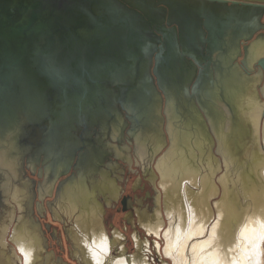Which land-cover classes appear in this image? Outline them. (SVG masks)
<instances>
[{
  "label": "bare ground",
  "instance_id": "bare-ground-1",
  "mask_svg": "<svg viewBox=\"0 0 264 264\" xmlns=\"http://www.w3.org/2000/svg\"><path fill=\"white\" fill-rule=\"evenodd\" d=\"M261 55L264 53L256 52L255 55L249 57L247 68L253 70H248L242 65L241 69L234 67V72L230 70L228 75L222 76L217 74L216 68H212L209 75L201 72L200 69L202 79L194 86V89L197 93V100H200L198 103L201 109L198 108L195 101L191 104L193 105L191 108L187 106L186 100L182 101L183 97L178 93L180 90L178 91L174 84L176 82L178 85L177 80L173 83L162 77L163 81L161 82L159 74L163 92H173L179 98L173 95L176 97L175 100L171 94L169 101L166 102L163 93H161L162 101H164L162 106L159 105L160 100H157L158 104L147 105V108L150 107L151 116L149 117L148 130L138 127L135 122L137 120H132L130 117L129 135L134 141L135 151L140 150L141 152L140 158H145L144 154L148 151L152 157L158 155L159 158L162 148L165 147L167 148L163 150L162 155L170 148L175 151L179 149L180 152L188 154L189 161L181 160L179 163L175 161L174 168H171V163L168 164L165 161V154L160 157L151 172L154 177L160 174L161 179L160 191H157L155 199L156 206L149 212L138 208L136 216H133L134 211L131 213L132 220L134 221L135 217H138L136 221L140 227H144L148 234H156L163 238V244L166 242L164 251L172 259L173 264H264V98H262L264 97V70L256 62L254 63ZM240 58L238 57V62H240ZM196 69L197 66L192 63L191 72H187L185 69L182 71L185 74L179 75V79H188L186 82L187 91L194 79V76L191 75L187 77V73H196ZM204 79H207L205 83H203ZM260 82L262 85L259 84ZM30 93L31 90L27 93L20 91L17 97L6 94L2 98L3 100H0L2 103L0 106L8 109L7 113H4V120L7 122L0 120V192L2 199H5L1 205L3 216L0 215V259L2 258L0 262L2 264H57V262L55 263L57 258L55 253H52V257L48 258L43 252V235L37 231L38 228L34 225L36 223L33 224L34 218L31 217L30 211L34 210V204L30 203L29 198L31 190H34L36 196L35 182L26 179L29 177L26 175V170V176H20L19 138L23 135L22 129L27 124L37 131L38 127L36 126L44 117V114L39 112L36 103L31 104L28 112L23 116L18 115L22 111V108L18 107L22 105H18L19 101H26L25 96L31 100L44 99ZM199 94L200 96H198ZM188 95L190 93L187 92ZM130 99L132 105L126 103L127 110H124L131 113L134 118L136 112L133 105L146 108V104L134 97ZM63 105L66 107L68 103ZM226 109L230 112L229 114ZM147 113L144 111L139 119L147 122ZM245 113H248L254 121H249L252 125L250 137L247 125L249 123L246 124V120H243L246 116ZM160 114L164 118L163 123ZM66 115H68L66 118L69 121V114ZM205 117L211 125L214 137L209 132ZM199 119L202 123L198 121ZM229 119L232 127H236L237 130L239 127L244 128L240 134L244 137V140H241L244 141V145L241 144L242 148L234 147L233 136L238 135V132L232 135L231 133L236 130L230 133L228 150L223 148V142H226L227 138L223 141L226 133H222V128L226 126V121ZM110 124L113 125L110 134H116L119 129L126 130L128 127L127 122L124 123L123 128L119 125L116 128L115 122H110ZM203 127L206 130L204 133ZM180 129L190 132V137L181 135ZM245 130H248L247 135ZM253 132L257 136L259 156H255L257 150L253 151L248 148L251 150L250 158L244 160L246 147L249 145L252 147L253 139H255ZM226 136H229V133ZM196 138L202 139L203 147L198 148ZM214 138L217 144L215 155ZM246 139L249 140H247L248 145H245ZM128 141L131 142L129 139ZM238 142L239 140H237ZM124 148L130 149L129 144L125 143ZM207 149L211 150L212 158L219 159L218 153L222 155L226 162V172L235 170L237 178L234 181L232 179L233 188L226 183L227 175L225 173L218 177V185L214 183L216 171L212 173L213 167L208 164V157L202 158L205 153L207 154ZM230 149L232 150L231 158L227 153ZM214 158L213 161L216 160ZM256 158L258 160L255 161ZM173 160L171 159V161ZM215 162L219 164L217 160ZM23 169L25 168L23 167ZM33 171L34 169H32ZM46 174L49 172L46 171ZM61 174H63L61 171L53 173L48 184L50 188L43 191L47 192L49 189L51 192L55 186L56 178ZM19 182L24 185L20 186ZM60 185L56 190L57 204L60 203L59 199L66 192L68 186L66 184L65 187L60 188ZM105 186L104 189H107L106 184ZM79 190L86 192L87 188L76 187L75 192ZM102 206L101 211L100 207L95 205L86 211L77 209L75 204L54 207L59 217L60 229L63 224L67 225L66 233L71 237L76 260L80 264H150L147 252V248L150 247V238L143 239L141 233L135 232L133 240L136 244V251L130 253L126 245L129 236L127 237L118 228L113 231L107 228L105 209ZM166 219H168V223ZM224 223L229 224L223 227ZM167 224L168 229L161 235ZM226 228L227 231H225ZM157 244L161 250L162 244L160 242Z\"/></svg>",
  "mask_w": 264,
  "mask_h": 264
},
{
  "label": "water",
  "instance_id": "water-1",
  "mask_svg": "<svg viewBox=\"0 0 264 264\" xmlns=\"http://www.w3.org/2000/svg\"><path fill=\"white\" fill-rule=\"evenodd\" d=\"M262 19L264 0H0V100L31 90L44 99L18 100L22 104L18 115L36 103L46 119L55 113L54 107L63 106L67 93L62 89L86 87L92 81L121 88L126 110L131 97L146 104V108L133 105L132 120L148 130L147 105L160 100L162 106L175 95L163 92L162 77L176 81L183 70L189 72L192 60L208 75L212 68L222 76L234 72V67L247 68L249 57L264 53ZM255 62L264 70V55ZM174 84L178 91L186 86ZM7 111L0 106V120L5 123ZM144 111L147 122L139 119ZM160 118L163 123L162 114ZM32 130L26 124L19 138L32 145H20V176H26L24 160L27 156L29 162L37 147L38 135L28 134ZM45 137L49 139V133L42 140ZM34 198L31 190V204ZM4 200L0 195V205Z\"/></svg>",
  "mask_w": 264,
  "mask_h": 264
},
{
  "label": "flooded vegetation",
  "instance_id": "flooded-vegetation-1",
  "mask_svg": "<svg viewBox=\"0 0 264 264\" xmlns=\"http://www.w3.org/2000/svg\"><path fill=\"white\" fill-rule=\"evenodd\" d=\"M200 69L201 67L197 66L196 73H187V77H190L189 75H191L194 76V79L191 81L189 91H187L186 86L182 90H180L183 101H187V92L190 93V97L196 98L197 93L195 92L194 86L202 79L200 75ZM190 70L191 69H189V72H191ZM184 77L186 76L184 75ZM187 80H185V78L177 79V86H181L182 88L183 84H187ZM127 82L129 84V87L133 86V82L129 80ZM97 86H99V89L97 88ZM135 87L136 86L134 85L133 88ZM133 88L131 90H134ZM71 89L72 86L68 87V89H62V91L66 90L67 97L64 96L61 104L67 105L68 103V105L66 107L63 105L59 110L58 108L54 107V109H56L55 113H52L48 118L43 119L41 122H39L38 126H36L38 127L37 131H34V129L32 130L31 136H33V133L38 135V139L36 140L37 147L32 150L29 162L26 156L24 166L26 175L35 182L34 188L36 190V196L32 203L34 204L35 211L30 212L31 217L34 218V223L37 224L39 232L43 235V252L46 253L45 255H47L48 258H51L52 253H55L54 255L57 256L58 262L61 264H77L73 258L72 259L75 261V263L62 257V254L65 253V249H67L68 247L71 248V254L74 256V246L71 237L66 233L67 229H60L59 221V224L57 223L56 225L55 220L48 218L49 214L51 213V218L54 219L55 217L57 218V220H59V217L56 214V208L54 207L58 206L56 201L58 199V197L56 196V190L61 182L63 183L62 185H60V188L65 187L66 184L69 185L75 182L84 185V188H87L89 192L93 193V205H95L96 207H100V211L101 206L103 205L102 207L105 209V216L108 211L107 207H109V212H111L112 210L118 211L121 213V215L124 214V218H126L128 210H130L131 212L136 211V213V209L138 208L139 210L143 209L146 212L150 211L144 203L143 199H140L144 196H140V194H138L137 192L138 189H145L147 181L150 184L152 183L151 185L153 186L154 180L157 177L151 175V172L152 170H154V167L156 165L154 163L155 166L151 167L150 162L153 157L151 156L150 151L144 154L145 158H140V150L135 151L134 149V141L129 135V131L131 129L130 117H133V115L124 110L122 106L120 98L124 97L122 95L121 88L113 86L104 87L101 84L99 85L95 82L87 81L86 87H80L78 89L72 90ZM66 93L63 94L66 95ZM196 104L198 108L201 109L199 103L196 102ZM184 107L186 108V106ZM226 111L228 114L230 113L227 109ZM66 114H69V121H67L68 119L66 118V116L68 115ZM243 120H246V122L249 123L247 125L250 126H248V128L250 129L248 136L250 137L252 125L247 120L246 116L243 118ZM110 122H115L116 128H118V125L119 127L123 128L124 123L127 122L128 127L126 130L119 129L120 131L118 130L116 134H110L112 132L111 126H113L110 124ZM205 122H207L206 124L209 128L210 134L213 135L211 125L208 123L206 117ZM226 122L225 123L227 129L226 126L222 125V133H226L227 135L229 133V136H226L225 134V138H223V141H225L226 138L227 140L226 142H223V148L225 150H228V138H230L231 135L235 132H232L234 128L231 126V120L229 119V121L227 120ZM195 124L198 125V123L196 122ZM228 129H230L231 131ZM247 131L245 130V132ZM45 133H49L50 137L49 139L45 137L46 139L42 140ZM56 136H58V138ZM128 139L131 142H129ZM22 141L23 139H20L19 143L20 145L23 144V147L24 145H26V143H31L26 140L24 142ZM125 143L129 144L130 149L124 148ZM108 144H110V147H108ZM30 146L32 145L29 144V147ZM166 148L167 147H165L164 150ZM170 149L167 152H170ZM43 152H45V154H41ZM206 152L210 154V151L208 149ZM132 154H134L137 159H134V156ZM214 154H216L215 149ZM163 155H161V157ZM139 159L142 160L145 165H148H143L144 167H140L138 165V163H140ZM215 161L213 163H216ZM32 169H34L33 172ZM144 169L146 170L147 175L145 174ZM46 171L49 172V174H46ZM56 171H61L63 174L56 178L54 183L55 186H53L51 192H49V189L47 190V192L43 191L47 188H50L48 184L52 179L51 176ZM79 176L81 177L80 179L84 177L83 179H85V183H82L81 180L78 181ZM105 178L108 179V182L105 183L107 185V189H104L105 185L103 186ZM145 178L146 182H144ZM128 186L133 187L134 193L128 192ZM115 192L117 195L115 194ZM156 194H158V192H156ZM146 197H150V194L148 192H146ZM52 202L53 207H51ZM1 208L2 206L0 205V209ZM0 215L3 216V213H1ZM130 216L132 217V214ZM131 217L129 220L126 219L129 224L130 222L132 223ZM105 221L107 222V219H105ZM107 224L109 225V221L107 222ZM121 232L124 233L123 230H121ZM63 242L69 245H65L63 247Z\"/></svg>",
  "mask_w": 264,
  "mask_h": 264
},
{
  "label": "rangeland",
  "instance_id": "rangeland-1",
  "mask_svg": "<svg viewBox=\"0 0 264 264\" xmlns=\"http://www.w3.org/2000/svg\"><path fill=\"white\" fill-rule=\"evenodd\" d=\"M260 85H262V82H260L259 83ZM234 91H237V90H234ZM259 95L261 96V94L259 93ZM190 95H188V98H187V106H190V108L193 106V105H191L192 103H194V101H195V103L197 102H200V100H197V97L195 98V97H189ZM262 97V96H261ZM263 98V97H262ZM242 103H243V101H242ZM246 117H247V120L248 121H250V122H254L253 121V118H251V117H249V114L247 113L246 114ZM219 119H221V118H219ZM200 123H202L201 121H200V119L198 120ZM246 124H247V122H246ZM249 126V125H248ZM250 127V126H249ZM200 128H202V127H200ZM234 128V130H236V131H234V132H238V135H234L233 136V140L235 141V145H234V147L236 146V147H238V148H242V145H244V141H241L242 139L244 140V137L242 136V135H240L241 134V132H242V130H244V128H242V127H239V129L237 130L236 129V127H233ZM250 130V129H249ZM180 131L182 132V133H180L181 135H183V136H186V137H190V132H184L182 129H180ZM206 130L204 129V127H203V133L205 132ZM185 133V134H184ZM246 135H247V132H246ZM253 135H254V137H255V139H253L254 140V142H253V144H252V147L249 145V146H247L246 147V152H245V156H244V160L247 158H250V156H249V152L253 149V151H256L257 150V152L255 153V156L256 155H258L259 156V149H258V147H257V136H256V134H255V132H253ZM239 140V142L237 143V140ZM196 140L198 141L197 142V146H198V148H201V147H203V144H202V139L201 138H196ZM248 139H246L245 140V145H248V141H247ZM234 141H233V143H234ZM242 144V145H241ZM217 145V144H216ZM196 146V147H197ZM255 146V147H254ZM251 148V150H249V149ZM214 149H215V147H214ZM213 149V150H214ZM164 150V148H162V150H161V152ZM203 151H205V149H202ZM210 151V154H204L203 155V157L202 158H207L208 157V164H211V166L213 167L212 168V173H214L215 171V180H214V183H216L217 185H218V177H220L221 175H223L224 173H225V175H227V179H226V183L227 184H230L229 186H231V188H233L232 186L234 185L233 184V182H232V179H233V181H234V179H236L237 177V174L235 173V170L233 169L231 172L229 171V172H226V162L224 161V159H223V157H222V155H220V153H218V156H219V159H217L216 158V160L218 161V163L219 164H217V163H213L214 161H213V158H212V156L213 155H211L212 153H211V150H209ZM160 152V153H161ZM178 153V154H177ZM229 157L231 158L232 157V150L230 149L229 150ZM133 156H134V159H137L136 157H135V155L134 154H132ZM161 155H162V153L160 154V157H161ZM166 156H165V161H167V163L168 164H170V166H171V168H174L175 167V161H178V163L179 162H181V160H186L187 162L189 161V159H188V154H184L183 152H180V150L179 149H177L176 151L173 149V148H171L170 149V152H167L166 154H165ZM215 155V154H214ZM205 156V157H204ZM254 156V155H253ZM160 157L158 158V155L156 156V157H153L152 158V160H151V162H150V164H151V167H153V166H155L157 163H158V161H159V159H160ZM169 157H170V159H169ZM158 158V159H157ZM168 160H167V159ZM211 158V159H210ZM148 159V158H147ZM171 159L173 160V161H171ZM140 160V159H139ZM256 160H258L257 158L255 159V161ZM169 161V162H168ZM221 161V162H220ZM148 162V161H147ZM154 163H155V165H154ZM222 163V164H221ZM214 164H216V165H214ZM255 164V163H254ZM138 165L140 166V167H142L143 165H145L144 163H143V161H141L140 160V163H138ZM147 165V164H146ZM145 165V166H146ZM174 165V166H173ZM218 165V166H217ZM144 167V166H143ZM219 167H220V169H219ZM215 168V169H214ZM156 169V168H155ZM144 172H146L145 170H144ZM218 172V173H217ZM231 173V174H230ZM146 175H147V172L145 173ZM143 175V174H142ZM81 177L79 176V179H78V181L79 180H81L82 181V183H85V179H80ZM228 180V181H227ZM157 181V182H156ZM160 181H161V179H160V174L158 175L157 174V177L155 178V180H154V185L152 186L150 183H148V181H147V185L145 186V189L143 190V189H138V194H140V196H144V197H141L140 199L142 200L143 199V201H144V203L146 204V206L148 207V209L150 210V209H152V208H154L155 206H156V204H155V199H156V192L157 191H160ZM216 181V182H215ZM108 182V180H107V178L105 179V181H104V183H103V186L105 185V183H107ZM144 182H146V178H145V181ZM9 183V182H8ZM84 185H81V184H78L77 182H75V183H73V184H69L68 186H67V190H66V192L63 194V195H61L62 197L59 199V201H60V203L58 204V206L60 205V207L61 206H65L66 204L68 205V204H75L76 205V207H77V209H79V210H87L88 208H90L91 206H93V200L92 199H94V196H92V192H89L88 190H86V192H83V191H81V190H79L78 192H75V190H76V187L77 188H79V189H83L84 187H83ZM144 187V186H143ZM128 189V192H130V193H134V189H133V187L132 186H128L127 187ZM143 190V191H142ZM146 192H148L149 194H150V197L148 198V197H146ZM49 196V195H48ZM57 197H58V195H57ZM139 198V197H138ZM144 199H146V200H144ZM214 200H216V199H214ZM213 200V201H214ZM81 206H82V208H81ZM85 206H86V208H85ZM51 207H53V202H52V204H51ZM81 208V209H80ZM136 208H137V206H136ZM50 209V208H49ZM107 209H108V211H107V213H106V219H107V222L109 221V225H108V229L109 230H111V231H113L115 228H118V230L120 229V230H123L124 231V233L126 234V236L128 237L129 236V238H128V240H126V245H127V247H128V251L130 252V253H133V252H135L136 251V244H135V242H134V238H133V236H134V234H135V232H139V233H141V236H142V238L143 239H145V238H147V237H149L150 238V247L149 248H147V252L149 253L148 254V258H149V262H150V264H173V262H172V259L170 258V257H168L167 255H166V253H165V251H164V247H165V245H166V242H164L165 244H163V238L162 237H160V236H157L156 234H152V235H150V234H148L145 230H144V227H140L139 226V224H138V221H136L138 218L137 217H135V219H134V221L132 220V223L130 222V224H129V222H127L126 221V219L127 220H129L130 219V215H131V211L130 210H128L127 211V215H126V218H124L125 216H124V214L123 215H121V213L120 212H118V211H115V210H112L111 212H109V207H107ZM52 210H53V208H52ZM1 211H3V208H1L0 209V213H1ZM109 213V214H108ZM51 214V213H50ZM49 214V217L48 218H50L52 215H50ZM107 215H108V217H107ZM137 215V213H136V211H134L133 212V216H136ZM28 216H30L29 214H28ZM132 218V217H131ZM165 218H167V216H165ZM50 219H52V220H55L56 221V225H57V218H55L54 217V219L53 218H50ZM168 219H166V221H167ZM33 222V221H32ZM31 222V223H32ZM106 222V223H107ZM167 223H168V221H167ZM229 223H232V222H229ZM229 223H224V226L223 227H226ZM234 223V222H233ZM235 223H236V220H235ZM33 224H34V222H33ZM136 224H137V226H138V228H137V226H136ZM35 225V227L36 228H38L37 227V224H34ZM136 226V227H135ZM65 225L63 224V226H62V228L63 229H65ZM164 227H165V225H164ZM168 224H167V226L164 228V230H162V234L161 235H163V233L165 232V230H167L168 229ZM143 228V229H142ZM35 229V228H34ZM139 230V231H138ZM37 231H39L38 229H37ZM225 231H227V228H226V230ZM68 240V239H67ZM157 241V242H156ZM158 242H160V244H162V246H163V248L161 247V250H160V246L157 244ZM65 245H69V244H65V242H63V244H62V246L64 247ZM56 251V250H55ZM67 251V252H66ZM70 251V252H69ZM69 253V254H68ZM72 251H71V248H67V249H65V255H63L62 254V257L64 258H66L67 260H70L71 262H74L75 263V261L77 262V264H80L79 263V261L78 260H76L77 258H75V256H73L72 254ZM57 255H58V253H57ZM70 255V256H69ZM64 258V259H65ZM72 258H74V260L72 259ZM2 259V258H1ZM1 259H0V261H1ZM57 262V264H59V262H58V259L56 258L55 259V263ZM0 264H2L1 262H0Z\"/></svg>",
  "mask_w": 264,
  "mask_h": 264
}]
</instances>
